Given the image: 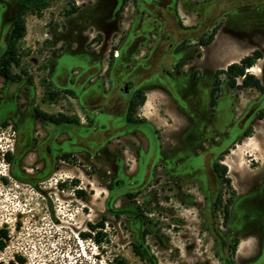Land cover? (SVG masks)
I'll use <instances>...</instances> for the list:
<instances>
[{
    "label": "rangeland",
    "instance_id": "1",
    "mask_svg": "<svg viewBox=\"0 0 264 264\" xmlns=\"http://www.w3.org/2000/svg\"><path fill=\"white\" fill-rule=\"evenodd\" d=\"M15 2L0 0L1 42L16 60L8 85L0 73V228L9 234L0 262L224 264L240 237L242 263L264 264V94L224 83L209 107L225 60L260 45L234 35L264 41V0H176L179 16L171 0H126L116 23L123 0H41L10 46ZM222 22L217 44L195 45ZM115 52L128 62L113 67ZM254 68L264 84V59ZM121 78L152 89L133 114L146 123H126ZM35 110L79 125L55 126ZM245 131L253 138L233 147ZM215 162L236 193L227 221L232 191Z\"/></svg>",
    "mask_w": 264,
    "mask_h": 264
},
{
    "label": "trees",
    "instance_id": "2",
    "mask_svg": "<svg viewBox=\"0 0 264 264\" xmlns=\"http://www.w3.org/2000/svg\"><path fill=\"white\" fill-rule=\"evenodd\" d=\"M29 3L31 6H28ZM40 3L41 0H38V3L37 0H16L15 18L9 38L10 46L15 42L19 41L24 36L26 31L24 17L28 13L41 11V9L43 8V4ZM78 11L79 8L74 7L66 13V16H71L77 13ZM218 27L219 24L214 26V28L211 30L210 36L207 39L201 38L200 40H198L197 45L200 47L209 46L215 38V35L219 29ZM7 56H8V60L3 63L2 67L4 73L10 76V70L8 69V66L10 67L12 63L16 64V60L15 58H13V52L11 51V49L7 52ZM263 58H264V46L262 49H256L253 52H251L249 55L243 57L239 62L230 64L229 66H227L225 70H218L215 73L213 87L210 92V101H209L210 107L215 108L217 106V102L221 92V87L224 83L232 90L252 89V90H256L261 94H264V84L262 83V81L254 74H250L248 72L249 69L253 68L256 65V63ZM54 68L55 65L53 64L51 70L53 71ZM221 76H224L225 79L221 80L220 78ZM238 80H240V82ZM134 99H138L137 102H134ZM134 99L131 101V103L128 106L125 117L126 123L129 125L146 123V120L138 121L133 119V114L135 110L141 107L146 100L144 92L138 90L134 96ZM35 116L36 118L42 121L51 123L58 127H62L63 125H73V124L79 125V122L71 120L65 116L62 117L48 116L38 110H35ZM250 135H251L250 132H248L245 134V137H250ZM218 165L220 164L215 165V173L218 176V179L222 184L226 185L232 191L231 197L224 206V216H225V220L227 221L230 216L229 209L234 204L236 193L232 188L231 179L227 175L228 173L227 167L220 166L221 167L220 168ZM76 195L79 199H83V197L85 196V194L81 191L76 192ZM8 241H9L8 231L6 229L0 228V251H3L7 247ZM237 245H238V241L233 246V250H232L233 254H235L236 252ZM137 249L138 248H136L137 255L140 256L139 251ZM25 263H26L25 259L20 256H15L14 260L9 262V264H25ZM0 264L3 263L0 262Z\"/></svg>",
    "mask_w": 264,
    "mask_h": 264
},
{
    "label": "flooded vegetation",
    "instance_id": "3",
    "mask_svg": "<svg viewBox=\"0 0 264 264\" xmlns=\"http://www.w3.org/2000/svg\"><path fill=\"white\" fill-rule=\"evenodd\" d=\"M125 1L126 0H123V4H122V6H121V9L120 10H118L117 11V13H116V15H115V21H114V23H116V21L117 20H120L121 19V15H122V12H123V8H124V5H125ZM79 12V11H78ZM77 12V13H78ZM77 13H75V14H73V15H71V17L72 16H74V15H76ZM70 17V18H71ZM14 18H15V10H14ZM13 18V19H14ZM1 16H0V73H1V75L6 79V83H7V85H8V80H11L12 79V77H11V73H10V76H8V75H6L5 73H4V71H3V63L4 62H6L7 60H8V56H7V48H6V46L3 44V42H1V40H3V38H7L8 39V33L5 31V28H4V26H2V22H1ZM70 20V19H69ZM111 28V27H110ZM109 28V29H110ZM109 29H107L106 31H101L102 33H103V35L105 36V32H107ZM86 38V37H85ZM88 39H90L89 38V36L87 37V40ZM94 36H92V39H91V41H94ZM86 40V41H87ZM82 41H83V39H82ZM82 41H80V43H78L79 45H81V43H82ZM115 57V59L114 60H112L113 61V63H114V65H113V67H116V61L118 60V59H122L123 61H124V64L125 63H127L128 62V56H120V55H118V57L119 58H117V56H114ZM131 58V57H130ZM134 58H135V56H134ZM144 58V57H143ZM106 68H105V70L103 71V74H102V79H103V81H105L106 80V78H107V74H108V71H109V67H110V64H111V60H109V61H106ZM8 69L10 70V67L8 66ZM253 68H251V69H249V72H252L251 70H252ZM253 73V72H252ZM214 76H215V74H214ZM214 76H213V81H214ZM121 81V84H120V91L122 92V94H123V96L128 100V106H129V104L131 103V101L134 99V95L136 94V92L138 91V90H141V91H143V89H145V86H144V83H142V84H138V83H136L135 82V80H133L132 78H124V79H120ZM105 83V82H104ZM190 85V84H189ZM212 87H213V82H212ZM187 89V88H186ZM211 90H212V88H211ZM211 90H210V92H211ZM189 91H190V93H192L193 95H197L196 94V91H195V87H193V85H191V87L189 88ZM209 101H210V94H209ZM128 106H127V109H128ZM209 107H210V104H209ZM210 109L213 111V110H215V108H211L210 107ZM127 112V111H126ZM126 117V116H125ZM191 121H193V120H191ZM197 124H195V122H194V124H193V127H195ZM198 128H199V126H197ZM200 130V129H199ZM185 132V131H184ZM246 133H248L247 131H245V132H242L241 133V136L239 137V138H237V141L233 144V147L234 146H236L238 143H240V141H241V139L243 138V137H245V134ZM200 137H201V141H200V143H202V141L203 140H206L205 138H203L204 136H202V134H201V131H200ZM200 148L202 147V146H199ZM199 148V149H200ZM205 149H201V151H204ZM200 151V150H199ZM215 165H216V162L215 163H213V165H212V171H213V173H214V175L217 177V175H216V173H215ZM195 172H197V171H193V174H195ZM216 180V179H215ZM260 224H264V211H263V213H262V216L260 217ZM231 231H233L232 230V228L230 229ZM235 235H238V233H236L235 232ZM224 264H236V262L234 261V259L233 260H230V259H228V258H224ZM243 264V263H242Z\"/></svg>",
    "mask_w": 264,
    "mask_h": 264
},
{
    "label": "crops",
    "instance_id": "4",
    "mask_svg": "<svg viewBox=\"0 0 264 264\" xmlns=\"http://www.w3.org/2000/svg\"><path fill=\"white\" fill-rule=\"evenodd\" d=\"M175 1L176 0H171V4L170 3H168L167 2V8H176V13H177V15H178V12H177V5H175ZM192 1H194L196 4H198L199 2H196V0H192ZM207 1H209V0H207ZM206 2V1H205ZM179 16V15H178ZM181 19V18H180ZM224 22V21H223ZM223 22H222V25L219 23V29H218V31H217V33H216V35H215V38H214V40H213V42L209 45V46H207V47H210V49L215 45V44H217V42H218V40L220 39V37H219V35H220V32L222 31V28L224 29V25H225V23L223 24ZM214 26H216V24L214 25ZM231 29V28H230ZM232 31V30H231ZM231 31H229L231 34L233 33V32H231ZM234 34V33H233ZM234 36H236V38H238L243 44H247V43H249V44H252L251 42H255L256 44H260L256 49H260V48H262L263 46H264V41L262 42V41H256V39H257V36H255V35H253V34H248V33H245V32H242L240 35L238 34V33H236V35H234ZM104 38H105V36H104ZM195 45H197V42H196V44ZM197 47H199V48H206V47H200V46H198L197 45ZM255 48L254 49H251V51L248 53V55L251 53V52H253L254 50H256ZM247 56V55H246ZM140 57H144V56H135V58L138 60V59H141ZM243 57H245V56H240V57H238L237 59H235V58H229V59H226L225 61H229L231 64L232 63H237V62H239ZM119 58V57H118ZM264 59V58H263ZM263 59H261V60H263ZM261 60H259V61H261ZM141 61V60H140ZM139 61V62H140ZM224 61V60H223ZM145 63V62H144ZM230 65V64H229ZM228 65V66H229ZM256 67H257V63H256V65H255ZM254 66V67H255ZM253 67V69H255ZM259 70V72H253L255 75H256V77H258V78H260V74H261V72H260V69H258ZM248 72H249V70H248ZM250 74L252 73V72H249ZM144 86H145V84H144ZM143 92H144V94H145V97H146V100H145V102H144V104L141 106V108L143 109H145L146 107H147V105H149L151 102H152V100H151V97H150V94H152V89H148V88H146L145 87V89H143ZM253 138V135H250V137H243L242 139H241V141H240V143H238L235 147H242L248 140H251ZM231 151H233V149L231 150ZM229 173V172H228ZM243 247H244V240L243 239H241L240 237H239V239H238V245H237V248H236V252H235V255H234V261L236 262V264H242V253H243Z\"/></svg>",
    "mask_w": 264,
    "mask_h": 264
},
{
    "label": "bare ground",
    "instance_id": "5",
    "mask_svg": "<svg viewBox=\"0 0 264 264\" xmlns=\"http://www.w3.org/2000/svg\"><path fill=\"white\" fill-rule=\"evenodd\" d=\"M251 71H252V72H259L258 70L256 71V69H252Z\"/></svg>",
    "mask_w": 264,
    "mask_h": 264
},
{
    "label": "built area",
    "instance_id": "6",
    "mask_svg": "<svg viewBox=\"0 0 264 264\" xmlns=\"http://www.w3.org/2000/svg\"><path fill=\"white\" fill-rule=\"evenodd\" d=\"M115 56H117V53L115 52Z\"/></svg>",
    "mask_w": 264,
    "mask_h": 264
}]
</instances>
